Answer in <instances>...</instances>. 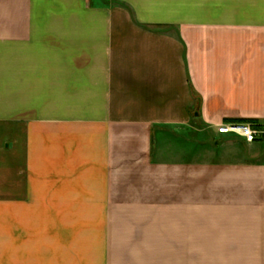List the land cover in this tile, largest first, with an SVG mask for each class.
<instances>
[{"label":"crops","instance_id":"crops-1","mask_svg":"<svg viewBox=\"0 0 264 264\" xmlns=\"http://www.w3.org/2000/svg\"><path fill=\"white\" fill-rule=\"evenodd\" d=\"M264 0H0V264H264Z\"/></svg>","mask_w":264,"mask_h":264},{"label":"built area","instance_id":"built-area-1","mask_svg":"<svg viewBox=\"0 0 264 264\" xmlns=\"http://www.w3.org/2000/svg\"><path fill=\"white\" fill-rule=\"evenodd\" d=\"M217 134L223 136H236L243 139L247 143L254 142L257 138L264 139V125L243 122L222 123L216 129Z\"/></svg>","mask_w":264,"mask_h":264},{"label":"trees","instance_id":"trees-1","mask_svg":"<svg viewBox=\"0 0 264 264\" xmlns=\"http://www.w3.org/2000/svg\"><path fill=\"white\" fill-rule=\"evenodd\" d=\"M250 123H254V124H257V125H259L258 123H255L254 121H250Z\"/></svg>","mask_w":264,"mask_h":264}]
</instances>
